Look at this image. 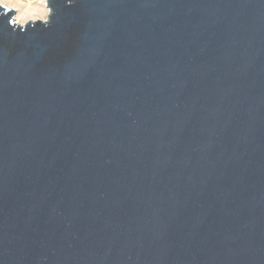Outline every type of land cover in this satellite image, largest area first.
<instances>
[{
	"label": "water",
	"instance_id": "95a60500",
	"mask_svg": "<svg viewBox=\"0 0 264 264\" xmlns=\"http://www.w3.org/2000/svg\"><path fill=\"white\" fill-rule=\"evenodd\" d=\"M0 5V264H264V0Z\"/></svg>",
	"mask_w": 264,
	"mask_h": 264
},
{
	"label": "bare ground",
	"instance_id": "6f19581e",
	"mask_svg": "<svg viewBox=\"0 0 264 264\" xmlns=\"http://www.w3.org/2000/svg\"><path fill=\"white\" fill-rule=\"evenodd\" d=\"M0 0V4L10 8H16L14 23L22 26L29 20L33 22L35 18L43 19L45 11L43 9L44 0Z\"/></svg>",
	"mask_w": 264,
	"mask_h": 264
},
{
	"label": "rangeland",
	"instance_id": "374dc122",
	"mask_svg": "<svg viewBox=\"0 0 264 264\" xmlns=\"http://www.w3.org/2000/svg\"><path fill=\"white\" fill-rule=\"evenodd\" d=\"M23 2H27L26 0H23ZM0 5H2V4H0ZM2 6H4V7H7V6H5V5H2ZM10 8V7H9ZM12 9H14V11H16V8H12ZM43 9H44V11H45V14L43 15V19H39V20H41V21H46L47 20V18H48V14H49V8H48V6H47V4H46V0H44V3H43ZM14 15H15V12H14ZM36 20H38L37 18H35V20H33V21H36ZM12 22L14 23V19H12ZM24 25V24H23Z\"/></svg>",
	"mask_w": 264,
	"mask_h": 264
}]
</instances>
